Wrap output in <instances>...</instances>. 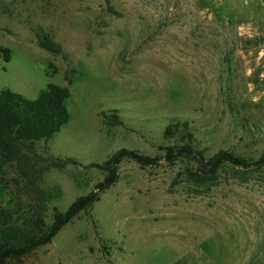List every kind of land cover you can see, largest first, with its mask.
Here are the masks:
<instances>
[{
	"label": "rangeland",
	"instance_id": "rangeland-1",
	"mask_svg": "<svg viewBox=\"0 0 264 264\" xmlns=\"http://www.w3.org/2000/svg\"><path fill=\"white\" fill-rule=\"evenodd\" d=\"M0 46V92L35 100L74 79L69 124L37 146L78 163L44 175L48 223L106 178L91 164L120 149L159 160L122 162L91 211L14 264H264V165L198 185L192 160L164 152L181 144L165 136L177 119L207 157L264 156V0H0ZM114 111L123 124L105 125ZM16 190L0 206L25 201Z\"/></svg>",
	"mask_w": 264,
	"mask_h": 264
},
{
	"label": "trees",
	"instance_id": "trees-1",
	"mask_svg": "<svg viewBox=\"0 0 264 264\" xmlns=\"http://www.w3.org/2000/svg\"><path fill=\"white\" fill-rule=\"evenodd\" d=\"M41 48L54 53L53 45L40 41ZM11 51L0 46V58L11 61ZM66 85L49 84L37 99L31 100L10 89L0 92V189L16 188L25 199L12 207L0 206V264L21 263L39 249L50 245L57 235L80 214L92 210L101 195L118 181L119 166L124 161H133L141 167L158 164V158L145 156L138 151L120 149L102 164H91L106 174V178L88 195L77 198L66 211L55 210L48 223V197L41 188L44 175L51 169L63 170L78 163L72 159L45 158L37 146L51 141L69 124L70 90L74 79L67 76ZM107 126L122 125V118L114 111L102 112ZM165 136L178 137L181 144L165 149L169 162L192 160L194 170L188 171V178L198 185H206L226 165L249 169L264 165L260 161L250 163L245 158L229 151H219L207 157L205 149L196 143L186 122L177 119L166 127Z\"/></svg>",
	"mask_w": 264,
	"mask_h": 264
}]
</instances>
